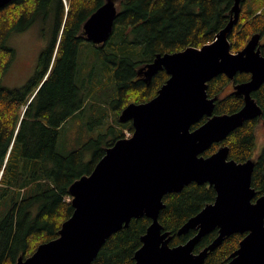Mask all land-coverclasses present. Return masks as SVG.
Returning <instances> with one entry per match:
<instances>
[{
	"label": "trees",
	"instance_id": "1",
	"mask_svg": "<svg viewBox=\"0 0 264 264\" xmlns=\"http://www.w3.org/2000/svg\"><path fill=\"white\" fill-rule=\"evenodd\" d=\"M65 1L66 7L64 0H12L0 9V264H15L18 258L29 257L39 245L55 239L73 212L70 185L90 174L107 148L132 134L131 123L118 120L121 111L130 103L154 98L168 79L165 71H160L145 83L137 74L139 68L152 62L157 54L210 43L228 23L234 4V0H117L112 34L104 44L88 42L96 60L83 74L85 63L79 62L78 49L86 40L81 22L105 0ZM48 18L56 22L54 37L39 55L34 75L20 88L2 86L15 59L8 38L26 31L38 19ZM254 34L264 36V0H243L239 20L229 36L232 51L241 50ZM262 42L264 57V37ZM102 73L111 82L99 88L92 78L95 74L101 78ZM249 79V74L237 73L233 79L218 75L209 81L208 96L218 97L213 114L240 110L242 98L227 89L231 83ZM109 85L115 86V93L106 89ZM251 96L262 110L260 117L245 122L202 156L208 157L226 146L229 159L238 163L253 160L251 186L257 198L264 194V148L254 157L258 123H264V83ZM102 100L108 102L109 109L100 106ZM84 115L89 125L94 120L91 127L100 131L66 151L59 146L64 123L72 116ZM207 119L203 117L191 129ZM215 196L207 183H191L181 192L163 197L158 222L163 232L171 235L170 247L184 244L196 234L191 230L179 236L177 231ZM150 224L147 217L132 219L126 228L106 240L91 264H134L141 236ZM244 235L235 233L225 238L203 264H225ZM216 237L217 229L203 236L194 252Z\"/></svg>",
	"mask_w": 264,
	"mask_h": 264
},
{
	"label": "water",
	"instance_id": "2",
	"mask_svg": "<svg viewBox=\"0 0 264 264\" xmlns=\"http://www.w3.org/2000/svg\"><path fill=\"white\" fill-rule=\"evenodd\" d=\"M12 0H0V9ZM117 0H105L82 25L81 34L95 46L110 38L117 15ZM242 0H234L230 18L210 43L174 53L157 54L137 74L148 83L160 71L168 79L145 103H130L120 123H131L130 136L117 140L88 175L68 188L71 216L58 236L39 245L15 264H91L106 240L132 219L147 217L151 224L141 236L134 264H203L225 238L245 234L225 264H264V194L251 186L253 160L229 159L222 146L208 157L202 154L223 142L245 122L259 117L261 108L252 92L264 83L261 36L254 34L238 52L229 41L239 20ZM250 74L248 82L234 84L233 94L243 99L232 114H213L216 97L209 98L208 83L218 75L233 79ZM208 119L195 129L193 125ZM191 183L208 184L216 196L177 231L196 234L170 247L171 235L158 222L166 194L181 192ZM217 229V237L194 252L200 239Z\"/></svg>",
	"mask_w": 264,
	"mask_h": 264
},
{
	"label": "rangeland",
	"instance_id": "3",
	"mask_svg": "<svg viewBox=\"0 0 264 264\" xmlns=\"http://www.w3.org/2000/svg\"><path fill=\"white\" fill-rule=\"evenodd\" d=\"M55 20L48 18L46 20L38 19L33 26L21 33H14L7 40V45L14 49L15 59L10 66L8 73L2 80V86L8 89L20 88L23 86L29 78L34 75L38 63L39 55L42 51L47 49L54 37ZM81 53L79 55V62L85 63L81 68L83 74L89 72L88 64L95 59V50L91 48L86 41L80 45ZM92 81L96 86L103 88L111 79L102 73L101 78L96 74L93 76ZM114 85L107 86L106 89L114 90ZM229 91V90H228ZM101 107L108 108L109 104L105 100L100 101ZM111 106V105H110ZM95 108V107H94ZM86 115L84 116H72L64 123V128L59 139V146L65 148V150H71L76 146H80L85 141H88L89 137L97 136L99 133L98 128H92L94 120L89 125ZM108 124V123H107ZM257 139L254 150V157H258L264 148V125L260 124L257 127ZM127 134L126 136H128ZM89 151L85 154L88 158Z\"/></svg>",
	"mask_w": 264,
	"mask_h": 264
},
{
	"label": "flooded vegetation",
	"instance_id": "4",
	"mask_svg": "<svg viewBox=\"0 0 264 264\" xmlns=\"http://www.w3.org/2000/svg\"><path fill=\"white\" fill-rule=\"evenodd\" d=\"M242 2H243V0H242ZM242 2H241V5H242ZM93 13H91L84 21H82L81 22V26L84 24V22L92 15ZM84 37V36H83ZM263 37L264 36H261V41H263ZM84 39L86 40V38L84 37ZM88 42V41H87ZM250 75V74H249ZM233 86H234V84H230V87H229V89H227V90H229V91H233ZM228 91V92H229ZM209 97V96H208ZM209 98H214V97H209ZM217 99H216V101L218 100V97H216ZM243 100V99H242ZM215 101V102H216ZM239 111V110H238ZM237 112V111H236ZM233 113H235V112H233ZM225 114H232V113H225ZM260 117V116H259ZM258 118V117H257ZM257 118H255V119H257ZM255 119H253V120H255ZM260 124H263L264 125V123H262V121H260L259 123H258V126L260 125ZM256 139H257V134H256ZM251 160V159H250Z\"/></svg>",
	"mask_w": 264,
	"mask_h": 264
},
{
	"label": "bare ground",
	"instance_id": "5",
	"mask_svg": "<svg viewBox=\"0 0 264 264\" xmlns=\"http://www.w3.org/2000/svg\"><path fill=\"white\" fill-rule=\"evenodd\" d=\"M71 4V3H70ZM69 5V4H68ZM68 15V14H67ZM8 36V35H7ZM79 45V44H78ZM78 50H80V49H78ZM96 64V63H95ZM39 71H40V69H39ZM39 74V73H38ZM88 77V76H87ZM85 80V79H84ZM86 81V80H85ZM85 86H86V84H85ZM90 87V86H89ZM93 88V87H92ZM98 88V87H97ZM83 89V88H82ZM86 91V90H85ZM94 91V90H93ZM92 91V92H93ZM96 91V90H95ZM81 93V92H80ZM88 95V94H87ZM78 113V112H77Z\"/></svg>",
	"mask_w": 264,
	"mask_h": 264
}]
</instances>
